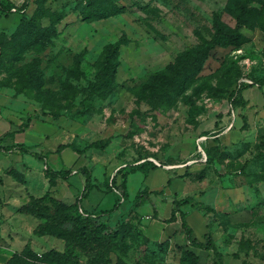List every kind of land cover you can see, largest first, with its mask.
I'll list each match as a JSON object with an SVG mask.
<instances>
[{
	"label": "rangeland",
	"instance_id": "obj_1",
	"mask_svg": "<svg viewBox=\"0 0 264 264\" xmlns=\"http://www.w3.org/2000/svg\"><path fill=\"white\" fill-rule=\"evenodd\" d=\"M107 2L118 7L114 15L86 20L80 14L90 10L85 2L27 0L24 16L44 12L41 24L54 27L56 35L47 32L33 44L34 30L19 60L1 67L0 119L11 130L23 128L18 139L33 152L60 153L56 150L65 143L81 152L63 148L62 167L71 175L50 183L44 160L17 149L0 150V264L27 245L38 254L64 248L63 239L47 233L46 221L24 212L23 205L46 195L75 201L83 192L74 188L83 178L82 168L93 182L107 184L116 176L119 185L124 164L137 166L144 176L153 171L148 182L140 172L128 180L131 194L137 187L144 203L136 195L98 219L110 226L127 222L121 242L126 251H111V264H191L183 258L187 242L167 235L172 210L187 237L179 227L182 215L189 227L186 214L201 221L189 234L203 244L192 252L196 264H264V84L259 85L264 78V0L100 1ZM216 22L226 33L223 45L213 44ZM237 31L242 37L232 44L236 40L230 33ZM121 36L125 42L113 76L89 97L104 45ZM205 50L199 69L182 71L177 92L163 96L168 75L156 73L178 57L198 60ZM26 65L36 68L35 86L17 92ZM151 82L155 88L147 85ZM93 142L105 146L90 147ZM14 144L7 137L3 146ZM205 147L208 163L201 161ZM153 160L160 165L153 166ZM163 172L168 181H162ZM107 198L97 211L113 205L114 194ZM87 203L81 201L85 208ZM40 231L44 234L35 233ZM208 235L218 253L207 248ZM78 253L85 262L87 256Z\"/></svg>",
	"mask_w": 264,
	"mask_h": 264
},
{
	"label": "trees",
	"instance_id": "obj_2",
	"mask_svg": "<svg viewBox=\"0 0 264 264\" xmlns=\"http://www.w3.org/2000/svg\"><path fill=\"white\" fill-rule=\"evenodd\" d=\"M78 3L85 2L87 4V8H90L89 11L80 10V14L86 20L90 19H104L109 16L114 15L116 10H119L117 6L100 3L101 0H76ZM27 5V0H22L19 4L16 2H12L9 0H0V16H8L12 14L11 8L15 7L16 10L14 13L18 14V21L15 28L10 32L1 31L0 32V69L1 67L7 66V63H12L14 60H19L22 53L26 50V48L31 45L30 38L32 33L36 34V39L33 44H38L41 41V38L45 33L51 32V34L56 35V30L52 26H43L41 24V18L46 14L44 12H38L36 16H32L30 18H26L24 16V9ZM111 6V7H110ZM241 21V14L238 17ZM216 27L218 28V32L213 38V44L223 45V40L227 39L226 33H224L223 29L219 26V23L216 22ZM230 35L233 37L232 39L236 40L231 42L235 44L239 42L242 37L241 32H235ZM44 42V41H43ZM125 42L123 36L117 39L114 42H110L104 45V55L101 60V67L96 72V78L93 83L89 85V94L92 97L93 94L97 93L99 89L106 85V81L108 77H112L116 65V57L118 55L120 46ZM230 43V42H229ZM207 56L206 50L201 53L198 60H194L196 57L185 55L184 57H178L175 59L173 63H170L167 66V70L165 72H160L156 74L160 75H168V79L162 82L161 92L163 96L168 94H174L176 91L177 82L176 78L179 77V74L182 71H188L190 69H199V66L202 64L203 60ZM23 74L16 81V89L17 92H24L27 90H32L35 86L34 78H35V70L31 65L24 66ZM115 71V70H114ZM186 75V74H185ZM264 84V78L259 81V85ZM148 86L154 88L155 84L147 83ZM23 128H19L18 130H12L4 134L0 137V150H12L17 149L22 153H31L35 156L36 159L44 160L45 162V176H47L50 180V183H54L57 178L68 180L71 175V171L66 168H62L59 170L53 169L46 160L47 154H42L40 152H33L30 150L29 146L19 143L10 146H3L4 140L7 137H13L14 134L18 131H21ZM105 144H100V142H93L90 144V147H104ZM64 147H70L76 152H81L80 150L75 149L72 143L60 144L57 148V152L60 151ZM206 153V162H211L210 159V150L207 147L204 148ZM264 158V153L262 155ZM153 166H157L154 162L151 161ZM137 166H128L127 164L123 165L118 171L119 175H121L122 180L119 185L116 183V176H112L107 180V184H105L108 191L112 192L115 197V204L107 209L101 210L98 212H88L86 211L82 204V198L85 197L90 190L95 187V184L91 180V176L87 172L86 168H82L79 173L83 176L84 179V189L82 190V195L77 197L74 202L65 203L58 199L53 198L52 196H44L39 200H33L28 204L22 206L24 212L34 215L40 219H44L46 221V228L48 229L47 233H50L57 238L63 239L65 241L64 248L62 250L51 248L48 249L41 254L35 252L30 245H27L23 251L15 252L11 255V257L3 264H111L112 258L110 257L111 251L114 249H122L123 244H121L124 236H125V227L127 226V222L120 221L110 226V224L106 222H99L98 219L103 218L104 216L108 218L107 215H110L114 211H116L120 206L122 201L127 200L128 193L126 189V176L129 173L135 172ZM264 170V169H263ZM78 172V171H77ZM264 181V172H262L261 176ZM260 178V179H261ZM252 181V180H250ZM146 194V190H143ZM143 193V192H142ZM139 199L138 203H144L145 198L142 197L141 193L137 194ZM136 204V209L138 206ZM79 210L81 212H79ZM175 210L171 211V216L166 221H174L176 218ZM182 227L186 229L188 237H190L191 230L185 219L182 215ZM69 222L70 226H63L64 223ZM63 226V227H62ZM38 235H43L44 232H35ZM208 246L207 248H212L216 253L214 242L211 236H207ZM191 244L196 247H202V242H198L196 240H192ZM126 251V249H122ZM79 251H81L84 255L87 256L85 262H82L79 256ZM183 258L189 259L191 264H196L197 256L192 253L190 250H184ZM119 264H122L119 261Z\"/></svg>",
	"mask_w": 264,
	"mask_h": 264
},
{
	"label": "crops",
	"instance_id": "obj_3",
	"mask_svg": "<svg viewBox=\"0 0 264 264\" xmlns=\"http://www.w3.org/2000/svg\"><path fill=\"white\" fill-rule=\"evenodd\" d=\"M17 21H18V14L17 13H12V14H10V15H8V16H3V17H0V32L1 31H5V32H10V31H12L14 28H15V26H16V24H17ZM0 127H2V132H0V137H2L4 134H6L7 132H9V131H12L9 127V123L7 122V121H5L4 119H0ZM18 135H19V133L18 132H16L15 134H14V136L13 137H11V139H12V141L15 143V144H19V143H26V142H23V141H19V139H18ZM26 145V144H25ZM63 149V148H62ZM61 149V150H62ZM64 149H65V151H66V149H67V147H64ZM64 149L61 151H59L60 153H48V152H45V153H43V154H47V157H46V160H47V163L53 168V169H55V170H59V169H62L63 167V161H62V159H63V152H64ZM16 150V149H15ZM53 160V162H51V163H49V160ZM125 165V164H124ZM66 169H69V168H66ZM141 169H137L135 172H133V173H129V174H127V176H126V189H127V193H128V197H127V200H129V199H134V197L137 195V187L135 188V193H133V194H131V192L129 191V186H128V180H129V177L132 175V174H134V173H139L140 172V174H142V177L144 178V180H146L147 182H148V179L150 178V175L152 174L151 172L153 171H151L150 173H149V175L147 176H144V174L140 171ZM154 170H156V169H154ZM157 170H159V169H157ZM77 172V171H76ZM168 181V174L166 173V172H163V178H162V181ZM94 184H95V187L92 189V190H90L89 191V193L85 196V197H83L82 198V200L83 199H85V200H88V203H87V208H85V207H83L86 211H88V212H98V211H103V210H107V209H99L98 211H97V209H95V207H99L100 205H103L104 203H106V201H108L107 199V197H108V195H110V193H112V192H110V191H108V189L106 188V186H105V183H103V184H100V183H98V182H96V181H94L93 182ZM150 185H152V183H150V184H145V187H149ZM153 185H155V184H153ZM75 188V190H78V191H82L83 189H84V179L83 178H81L80 177V185L79 186H75L74 187ZM73 197V196H72ZM115 198V197H114ZM72 199H75V197L74 198H72ZM72 202H74V200H72ZM115 204V202L113 203V205ZM112 205V206H113ZM111 206V207H112ZM111 207H109V208H111ZM108 208V209H109ZM120 208V207H119ZM119 208L117 209V210H119ZM116 210V211H117ZM115 212V211H114ZM192 215V212L191 213H188V214H186V220H188V223L190 224V230H191V232H195V228L197 227V228H199L198 226H200V225H198V223H197V221L198 222H200L201 223V221H199V220H197V221H193L194 219H196L195 217H192L191 216ZM199 217H201L200 215H198ZM190 218H192V219H190ZM202 219V218H201ZM191 220H192V223H191ZM182 222V221H181ZM178 221L177 220H174V221H170V222H167V224H166V229H167V235H170L171 236V238H172V241H173V239H174V241L175 242H177V243H181V244H184L185 243V241L187 242L183 247H186L185 249H189L190 251H192V252H196V250L194 249V247L195 246H193L192 244H191V240H196V241H200V239H198V238H196V237H193V236H191V237H187V236H185L183 233H181V230L178 228ZM205 226V225H204ZM164 227V228H165ZM180 228H183L182 227V223H181V225L179 226ZM195 227V228H194ZM190 238H192L191 240H190ZM192 246H191V245ZM180 245V244H179ZM197 253V252H196Z\"/></svg>",
	"mask_w": 264,
	"mask_h": 264
},
{
	"label": "built area",
	"instance_id": "obj_4",
	"mask_svg": "<svg viewBox=\"0 0 264 264\" xmlns=\"http://www.w3.org/2000/svg\"><path fill=\"white\" fill-rule=\"evenodd\" d=\"M16 8L13 7L11 8V11L12 12H15ZM200 137H202V140L205 141L207 139V136L206 135H201ZM206 153L203 149H201V161H206ZM154 163H156L158 166L160 165L158 162H156L155 160H153Z\"/></svg>",
	"mask_w": 264,
	"mask_h": 264
}]
</instances>
